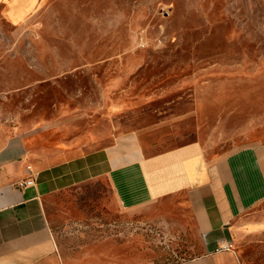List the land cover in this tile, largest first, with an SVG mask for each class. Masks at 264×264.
I'll use <instances>...</instances> for the list:
<instances>
[{"label":"rangeland","instance_id":"374dc122","mask_svg":"<svg viewBox=\"0 0 264 264\" xmlns=\"http://www.w3.org/2000/svg\"><path fill=\"white\" fill-rule=\"evenodd\" d=\"M0 0V122L29 146L73 154L147 130L156 149L264 141V0H41L19 22ZM259 225L234 242L264 264ZM63 245L95 264H177L204 239L183 197L138 210L107 179L52 197Z\"/></svg>","mask_w":264,"mask_h":264},{"label":"crops","instance_id":"0c3cea01","mask_svg":"<svg viewBox=\"0 0 264 264\" xmlns=\"http://www.w3.org/2000/svg\"><path fill=\"white\" fill-rule=\"evenodd\" d=\"M41 0H6L19 22ZM35 150L0 122V264H95L91 254L67 249L52 226V197L107 179L120 206L138 210L183 197L204 239L199 256L177 264H243L235 241L259 225L264 203V141L211 152L201 139L156 149L147 130L118 135L108 145L63 155ZM36 184L14 183L29 175ZM255 224V225H254ZM221 243L230 249H220Z\"/></svg>","mask_w":264,"mask_h":264},{"label":"built area","instance_id":"2783aa9c","mask_svg":"<svg viewBox=\"0 0 264 264\" xmlns=\"http://www.w3.org/2000/svg\"><path fill=\"white\" fill-rule=\"evenodd\" d=\"M27 169L29 171V175L17 180L14 184L19 188H27L30 186H34L36 184V175L33 171L32 165H28ZM220 249H230V245L221 243Z\"/></svg>","mask_w":264,"mask_h":264}]
</instances>
